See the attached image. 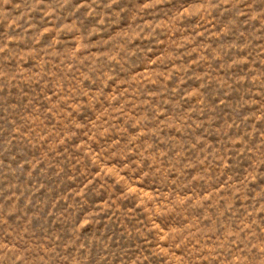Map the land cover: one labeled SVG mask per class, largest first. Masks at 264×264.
<instances>
[{"label": "rangeland", "instance_id": "obj_1", "mask_svg": "<svg viewBox=\"0 0 264 264\" xmlns=\"http://www.w3.org/2000/svg\"><path fill=\"white\" fill-rule=\"evenodd\" d=\"M0 264H264V0H0Z\"/></svg>", "mask_w": 264, "mask_h": 264}]
</instances>
